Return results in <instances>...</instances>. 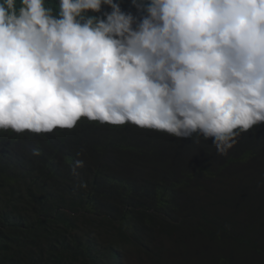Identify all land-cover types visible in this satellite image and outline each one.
I'll return each instance as SVG.
<instances>
[{
  "label": "clouds",
  "instance_id": "obj_1",
  "mask_svg": "<svg viewBox=\"0 0 264 264\" xmlns=\"http://www.w3.org/2000/svg\"><path fill=\"white\" fill-rule=\"evenodd\" d=\"M55 2L0 0V133L94 122L226 154L264 125V0Z\"/></svg>",
  "mask_w": 264,
  "mask_h": 264
},
{
  "label": "trees",
  "instance_id": "obj_2",
  "mask_svg": "<svg viewBox=\"0 0 264 264\" xmlns=\"http://www.w3.org/2000/svg\"><path fill=\"white\" fill-rule=\"evenodd\" d=\"M152 135L0 133V264H264V125L226 154Z\"/></svg>",
  "mask_w": 264,
  "mask_h": 264
}]
</instances>
